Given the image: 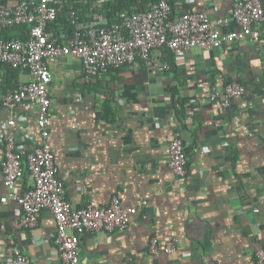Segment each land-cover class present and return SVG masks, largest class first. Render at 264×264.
<instances>
[{
  "label": "crops",
  "instance_id": "obj_1",
  "mask_svg": "<svg viewBox=\"0 0 264 264\" xmlns=\"http://www.w3.org/2000/svg\"><path fill=\"white\" fill-rule=\"evenodd\" d=\"M175 1L178 12L207 11L221 31L237 27L218 23L230 16L235 0ZM151 59L152 65L136 62L91 78L71 56L51 65L56 104L49 141L66 198L74 208L107 207L114 198L125 207L146 201L126 230L83 234L82 264H255L264 247V33L176 59L186 84L173 80L174 69H164L161 50ZM29 79L20 73L21 83ZM234 80L246 87L243 96L226 109L208 102L210 87L222 90ZM4 82L0 66V131L15 116L16 146L41 144L37 106L6 107ZM107 99H113V119L102 115ZM177 136L188 155L180 180L167 162ZM19 185H32L29 173ZM6 192L0 166V196ZM19 212L16 202L0 201V259L18 247L35 264H64L52 212L43 210L31 228L18 226ZM154 237L175 250L151 253Z\"/></svg>",
  "mask_w": 264,
  "mask_h": 264
},
{
  "label": "built area",
  "instance_id": "obj_2",
  "mask_svg": "<svg viewBox=\"0 0 264 264\" xmlns=\"http://www.w3.org/2000/svg\"><path fill=\"white\" fill-rule=\"evenodd\" d=\"M107 0H95L100 6ZM55 5H52L53 3ZM59 0H5L0 3V31L25 24L30 27L26 39L0 37V63L20 68L30 76L15 90L3 96V103L11 107L20 103L37 106V126L42 142L18 148L14 127L18 118L2 123L0 139V166L7 189L0 196L2 203L11 201L20 206L18 226L31 228L38 224L43 210H50L57 223L55 243L64 264H82L80 241L86 233L126 230L132 218L145 206L125 207L114 198L107 207L93 204L74 208L66 198L65 185L59 177L55 154L49 141V125L56 100L49 86L54 75L51 65L61 57L71 56L84 66L87 77L101 76L109 68L134 64L138 59L152 65V52L167 46L176 59H184L194 49H213L233 45L239 40L258 38L264 33V5L261 0H235L229 17L218 20L219 25L231 21L237 26L231 31L217 28L204 10H185L173 14L170 0H160L151 9L127 16L123 21L108 24L105 16L95 13L88 21H79L75 11L71 21L76 24L72 34L50 29L57 19ZM166 70L171 69L167 62ZM246 93V87L237 80L228 82L222 90L208 89V102L219 101L226 109L235 98ZM224 141L223 146H229ZM168 165L176 179L187 175L188 155L181 137H174L168 145ZM29 173L32 185L21 189L19 181ZM257 212L258 209H255ZM151 253H171L173 243L160 244L157 237L151 240ZM0 264H35L20 248L13 247L0 259ZM255 264H264V247L257 251Z\"/></svg>",
  "mask_w": 264,
  "mask_h": 264
},
{
  "label": "trees",
  "instance_id": "obj_3",
  "mask_svg": "<svg viewBox=\"0 0 264 264\" xmlns=\"http://www.w3.org/2000/svg\"><path fill=\"white\" fill-rule=\"evenodd\" d=\"M5 0H0L3 3ZM60 2L56 4L58 9L57 19L50 23V29L56 33L62 31L69 32L72 34L75 30L76 24L71 21V13L73 10L79 18V21H88L95 13L103 14L107 20L108 24L119 23L123 21L127 16L144 12L151 9L154 5L158 4L160 0H107L104 4L97 6L94 4L95 0H59ZM173 6V14H182L183 12H178V6L175 0H170ZM55 5L54 2L51 3ZM188 10V8L186 9ZM30 27L25 24L16 25L14 27H8L1 29L0 37L6 39L20 38L26 39L29 35ZM161 50V60L162 63L167 62L171 65V69L175 70L173 80H179L180 82L186 84V78L184 76V71L180 70V66L177 63L174 53L164 46ZM137 62L145 65L146 62L138 59ZM135 64V63H134ZM134 64H130L134 65ZM0 66H4L5 69V82L4 87L6 90H15L21 83L19 80L20 73L23 71L20 68H14L10 64L0 63ZM114 68H109L107 73L113 71ZM183 76V80L180 76ZM100 79V77H98ZM113 99H111L112 101ZM110 99L105 102V107L103 109V118L109 119L114 117V108ZM178 103V101H177ZM182 113V110H180Z\"/></svg>",
  "mask_w": 264,
  "mask_h": 264
}]
</instances>
